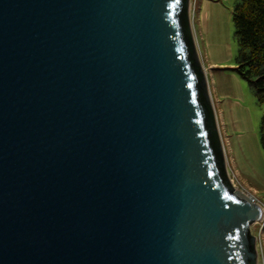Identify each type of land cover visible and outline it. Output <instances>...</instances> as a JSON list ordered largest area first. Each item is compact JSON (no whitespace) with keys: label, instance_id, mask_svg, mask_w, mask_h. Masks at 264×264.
<instances>
[{"label":"water","instance_id":"1","mask_svg":"<svg viewBox=\"0 0 264 264\" xmlns=\"http://www.w3.org/2000/svg\"><path fill=\"white\" fill-rule=\"evenodd\" d=\"M190 0H0V264H259Z\"/></svg>","mask_w":264,"mask_h":264},{"label":"rangeland","instance_id":"2","mask_svg":"<svg viewBox=\"0 0 264 264\" xmlns=\"http://www.w3.org/2000/svg\"><path fill=\"white\" fill-rule=\"evenodd\" d=\"M241 1L197 0L190 25L223 147L226 172L232 185L264 204V151L260 142L264 106L235 70L238 44L232 14ZM251 232L262 236L263 255L259 253L258 257L259 264H263L264 224L253 225Z\"/></svg>","mask_w":264,"mask_h":264},{"label":"trees","instance_id":"3","mask_svg":"<svg viewBox=\"0 0 264 264\" xmlns=\"http://www.w3.org/2000/svg\"><path fill=\"white\" fill-rule=\"evenodd\" d=\"M232 21L238 44L236 71L264 106V0H242L234 7ZM264 151V114L261 121Z\"/></svg>","mask_w":264,"mask_h":264},{"label":"built area","instance_id":"4","mask_svg":"<svg viewBox=\"0 0 264 264\" xmlns=\"http://www.w3.org/2000/svg\"><path fill=\"white\" fill-rule=\"evenodd\" d=\"M196 1L197 0H190V9H189V16H190V20H191V17L193 18L194 17V12H195V5H196ZM193 8V9H192ZM230 177V176H229ZM231 180V182H233L232 181V179H230ZM233 186H235L234 184H233ZM236 187V186H235ZM248 193V192H247ZM249 194V193H248ZM249 195H251V194H249ZM252 197H253V200H254V202L255 203H257V204H259L261 207H262V210L264 211V204L262 203V202H260L257 198H255L253 195H251ZM264 224V217H263V220L260 222V223H258V224ZM256 238H257V251H258V256L260 255L259 253H261V255L260 256H262L263 255V252H262V249H263V247H262V236H261V234H259V235H257L256 236ZM260 259H259V257H258V261H259ZM263 260V259H262ZM264 264V263H263Z\"/></svg>","mask_w":264,"mask_h":264},{"label":"clouds","instance_id":"5","mask_svg":"<svg viewBox=\"0 0 264 264\" xmlns=\"http://www.w3.org/2000/svg\"><path fill=\"white\" fill-rule=\"evenodd\" d=\"M259 262V261H258Z\"/></svg>","mask_w":264,"mask_h":264}]
</instances>
